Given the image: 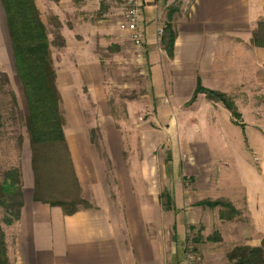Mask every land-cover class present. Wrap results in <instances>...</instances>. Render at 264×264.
Wrapping results in <instances>:
<instances>
[{
  "label": "crops",
  "instance_id": "crops-1",
  "mask_svg": "<svg viewBox=\"0 0 264 264\" xmlns=\"http://www.w3.org/2000/svg\"><path fill=\"white\" fill-rule=\"evenodd\" d=\"M141 3L140 49L150 87V96L143 97L150 101V116L149 128L139 132L141 159L134 160L124 153L121 126L106 105L103 67L77 56L87 44L92 50L97 37L120 47L127 42L128 36L119 30L121 0L99 4L35 0L46 29L52 24L43 17L44 5L51 21L59 23L63 39L57 48L66 59L60 64L52 61L64 119L66 148L62 147L72 167L61 183L70 184L76 195L52 201L48 177L41 173L43 197L36 201L30 158L21 170L19 219L10 227L0 224L7 264H185V251L193 241L184 234V226L204 223L215 209L216 223L235 227L232 237L220 233V244L229 249L254 248L264 241V47L255 46L252 39L253 31L264 22V0ZM171 9H176L171 22L175 41L169 57L159 31L163 34ZM94 13L101 14V20L92 26L86 18ZM106 19L118 22L109 25ZM198 82L233 102L239 124L220 101L204 93L191 101ZM224 122L239 126L243 150L233 145L239 140L227 136ZM95 128L102 131L108 146L105 155L90 140L89 132ZM163 145L171 147V154L158 158L155 152ZM174 145L182 149V159L172 154ZM167 164L170 171L165 169ZM163 195L169 202L161 199ZM80 199L89 207L77 205L70 215L52 204H76ZM200 202L230 206L193 204ZM188 210H192L190 216ZM169 224L171 236L165 237L167 230L162 226Z\"/></svg>",
  "mask_w": 264,
  "mask_h": 264
},
{
  "label": "rangeland",
  "instance_id": "rangeland-1",
  "mask_svg": "<svg viewBox=\"0 0 264 264\" xmlns=\"http://www.w3.org/2000/svg\"><path fill=\"white\" fill-rule=\"evenodd\" d=\"M44 8L43 17L45 21H48V24H52V27H48V32H50L49 34L53 39L50 49L51 54H53L51 58L56 59L58 64H60L66 57L61 56L62 54L57 48L58 41L55 39L59 23L57 21L56 24L52 22L49 16L50 11L46 8V5H44ZM100 16L101 14L94 13L92 18L86 19L93 26L101 20ZM109 22L114 24L118 20L106 19L105 24ZM162 28L164 29V25ZM93 43L92 50L87 48V44L85 46L86 49L81 48L77 51V56L80 60H85L86 62L96 60L103 67L106 105L116 125L121 126L124 153L131 159H141V148L138 141L139 132L141 129L149 128L147 120L150 116L148 114L150 101L147 97H143L144 95L150 96L149 81L147 79L148 68L144 63V52L140 49L141 47H135L129 37L127 42L121 47L105 43L100 37H97ZM72 61L75 62L76 58L72 57ZM52 64H54L53 61ZM84 91H86V87H84ZM153 108L152 106L151 111ZM26 115V102L20 81L15 72L6 29L5 14L0 3V185L3 182L4 174L8 170L19 169L21 171L29 164L31 150L28 133L24 127ZM223 127L227 136L239 140V142L233 143L236 149L239 151L243 150L244 143H242V131L239 126L224 122ZM89 133L90 140L97 152L101 155L107 154L108 146L104 145L102 131L95 128L90 130ZM172 150L175 159L182 157L183 151L179 146L174 145ZM42 153V171H40V174L42 173L45 177H48L49 199L59 201L65 195H76V191L70 184L61 183V180L65 182L71 174L69 154L65 152V149L62 146H53L46 148ZM170 154L171 147L166 145L161 146L155 152L158 158H166ZM170 168L168 164L165 166L168 171H170ZM156 170L159 171L158 167ZM169 197L172 199L173 195L169 193ZM193 204L196 207H203V205L198 203ZM193 204H190V207H194ZM216 211V209L210 211L209 218L207 219V216H205L203 219L204 223H199L195 226L186 224L184 226V234L193 241L191 245L196 264H232L228 260V254L234 248L229 249L227 244H220L218 239L221 237L220 233L223 232H225V237H232V227L234 226L228 224L220 226L216 223ZM187 213L190 216L192 210H188ZM198 217H201V215H198ZM3 218L4 211L0 208V224L3 228H6L7 226L3 224ZM162 227L163 231L167 230L165 237H170V224L167 228L165 226ZM3 228H1L2 231Z\"/></svg>",
  "mask_w": 264,
  "mask_h": 264
},
{
  "label": "trees",
  "instance_id": "trees-1",
  "mask_svg": "<svg viewBox=\"0 0 264 264\" xmlns=\"http://www.w3.org/2000/svg\"><path fill=\"white\" fill-rule=\"evenodd\" d=\"M6 19V29L9 37L11 51L14 60L16 75L20 81L27 107V115L24 119V127L28 133L31 165L35 176L34 199L42 200L40 192V157L42 151L48 147L65 146L63 135L64 119L60 110V95L56 86V74L51 58V44L49 32L41 21L40 13L35 0H0ZM176 9H171L167 15V23L164 25L161 45L169 57H172L175 32L171 21ZM55 39L58 46L63 45V39L59 32ZM255 46L264 47V22H260L252 33ZM200 93L207 95L209 99L220 101L230 112L235 122L240 119L233 102L225 95L207 91L198 82L195 94L191 101ZM164 202H169L166 195L161 196ZM60 205L65 214L70 215L77 211V205L85 208L89 204L82 199L78 203L68 204L55 202ZM199 205L213 208L221 202H200ZM22 181L19 169L8 170L0 185V208L4 211L3 224L10 226L20 216L22 208ZM229 207V204H222ZM4 233L0 226V264H7L5 253ZM232 264H264V241L261 246L237 247L228 254Z\"/></svg>",
  "mask_w": 264,
  "mask_h": 264
},
{
  "label": "built area",
  "instance_id": "built-area-1",
  "mask_svg": "<svg viewBox=\"0 0 264 264\" xmlns=\"http://www.w3.org/2000/svg\"><path fill=\"white\" fill-rule=\"evenodd\" d=\"M93 4H99L102 0H86ZM123 6L122 18L119 23V30L126 33L132 42V44L140 48L143 45V30L140 25L141 17V0H121ZM162 35V31H159V36ZM185 264H196L195 257L193 255L192 247L189 244L185 251Z\"/></svg>",
  "mask_w": 264,
  "mask_h": 264
}]
</instances>
